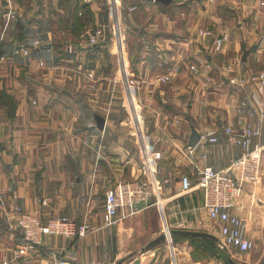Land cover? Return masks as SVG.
<instances>
[{
    "label": "crops",
    "instance_id": "crops-1",
    "mask_svg": "<svg viewBox=\"0 0 264 264\" xmlns=\"http://www.w3.org/2000/svg\"><path fill=\"white\" fill-rule=\"evenodd\" d=\"M121 4L128 35L133 33L128 58L119 62L122 71L109 39L96 46L86 40L92 27L109 21L107 0H0V98L3 93L11 100L0 103V264H53L51 250L76 264H115L130 254L140 258L138 264H224L209 244L197 246L189 237L172 235V241L166 237L143 248L167 228L218 233L203 208V189L183 190L181 177L197 183L199 169L225 168L242 153L241 145L228 140L226 126H261L256 141L264 144L263 112L255 100L257 93L264 102V5ZM200 28L213 34H200ZM223 32L230 38L217 52L213 40ZM127 101L159 164L158 189L149 205L127 216L120 211L116 222L106 224L107 190L140 175L139 129L136 134L128 119ZM97 114L105 117L104 128ZM193 126L201 134L195 146L188 142ZM208 132L219 139L209 141ZM15 206L45 221L59 215L76 224L87 221L88 228L84 234L46 236L16 259L22 237L6 221ZM234 211L248 222L258 248L230 249L231 264H264V183L248 186Z\"/></svg>",
    "mask_w": 264,
    "mask_h": 264
},
{
    "label": "built area",
    "instance_id": "built-area-1",
    "mask_svg": "<svg viewBox=\"0 0 264 264\" xmlns=\"http://www.w3.org/2000/svg\"><path fill=\"white\" fill-rule=\"evenodd\" d=\"M111 3L115 21L118 19L120 21L118 0H111ZM261 4L264 5V0H261ZM10 13L11 11L8 12V16ZM201 33L208 35L213 34V31L202 29ZM114 36L119 54L120 49L124 48L121 41V29L117 28L115 34H113ZM106 37V29L102 25H97L89 30L86 40L89 45L96 46L105 42ZM229 38V34L226 32L216 35L213 40L214 50L217 52L222 50ZM263 41L262 39L261 44ZM37 44L38 41H35L34 45ZM23 49L26 54L30 52L29 47ZM124 74L126 75V72ZM167 78L168 75H164L161 79L167 80ZM126 81L132 94L131 80L128 79ZM259 82H261V85H259L260 93H263L264 72L261 74ZM132 97L135 100L133 94ZM255 98L261 106L260 109L263 112L262 118L264 120V102L260 101L261 98L257 93ZM241 115L239 116L241 117ZM133 122L135 128L139 129L138 134L142 154L140 175L131 179L119 180L112 188L107 190L104 203L106 224L116 222L120 211L123 216H127L132 214L137 206L149 205L152 197L157 194L159 164L151 154L145 133L139 124V118L138 124H136L135 118ZM239 122H242V120L239 119ZM226 132L231 143L239 144L244 148L242 153L232 158L225 168H216L210 164L205 165L199 169L197 183H194L189 175H183L181 178L182 189L189 191L196 185L203 189V208L212 220L217 223V244L221 249L239 248L248 251L254 248L256 242L247 232L248 222L234 211V207L248 186H258L264 183V144L256 141V138L262 133V128L252 122L245 121L241 123L239 128L230 125L226 126ZM206 138L212 142H216L219 139L218 135L212 132H208ZM43 203L46 204L45 201ZM6 221L10 229L15 230L18 228L22 237L14 251L16 259L37 249L46 236H70L77 232L84 234L88 228L87 221L82 224H76V221L67 215L54 216L45 221L39 213L22 210L16 206L7 211ZM169 231L171 238H169L167 231L166 235L168 240L170 241L171 239L172 241V231ZM50 255L53 264H76L68 261L61 251L51 250ZM5 262L7 263L8 260H5ZM126 264L136 263L132 259Z\"/></svg>",
    "mask_w": 264,
    "mask_h": 264
},
{
    "label": "rangeland",
    "instance_id": "rangeland-1",
    "mask_svg": "<svg viewBox=\"0 0 264 264\" xmlns=\"http://www.w3.org/2000/svg\"><path fill=\"white\" fill-rule=\"evenodd\" d=\"M118 3H119V14H120V21H118V20H116L115 21V18H114V13H113V11H112V3H111V0H107V5H108V10H109V21H107V23H105V24H97V25H102L105 29H106V33H107V39H109L110 40V42H111V45H112V48H113V51H116V53L118 54V50H117V46H116V41H115V36L113 37V34H115V31H116V29L118 28L119 30L121 29V31H122V43H123V46H124V48L121 50V52L122 53H119L118 54V56H119V58H117L118 59V64H119V68H118V70L120 69V71H122V68H121V60H122V62H124L125 63V57H126V55H127V58H128V54H129V47H128V45H127V43L130 41V38L132 37V34H130V35H128V31H127V29H126V25H125V14H124V12L122 11V4H121V0H118ZM96 25V24H95ZM95 27V26H94ZM202 29H206V28H200V34H202L201 33V30ZM210 31H212L211 29H209ZM226 33H228V32H226ZM113 37V38H112ZM128 49V50H127ZM185 55H186V53H185ZM121 57V58H120ZM188 59L189 60H192V56H189L188 57ZM120 60V61H119ZM120 62V63H119ZM117 72H119V71H117ZM119 74V73H118ZM121 75H122V72H121ZM118 77H120V76H118ZM169 77V76H168ZM172 77V76H171ZM171 77H170V79H171ZM121 78V77H120ZM169 79V80H170ZM131 80V82H132V79H130ZM162 80V79H161ZM167 80H168V78H167ZM167 80H163V81H167ZM120 81H122L123 82V80H120ZM123 86V85H122ZM123 90H124V92H123V96L126 98V100H127V95H126V90H125V88L123 87ZM134 95H135V101L134 102H138V100H137V96H136V94L134 93ZM129 97V96H128ZM129 104H128V101H127V108H128V110H129V118L128 119H130L131 120V123H132V128L134 129V131L136 130V128H135V125H134V118H133V114H132V109H131V107H129L128 106ZM135 133H136V131H135ZM137 134V133H136ZM150 150L152 151V149L150 148ZM183 176V175H182ZM182 178V177H181ZM214 234H216V235H218V233L217 232H213ZM217 246V248L220 250V252H222V254H224V256L223 257H225V255H227V256H229V255H231V252H230V249H221L219 246H218V244L216 245ZM256 248H258L257 247V245H255V247L254 248H252V249H256ZM251 249V250H252ZM143 252V251H142ZM136 255V254H135ZM134 257H136V256H134ZM222 257V259H220L221 261H223L222 263H225L224 262V258ZM230 257V256H229ZM216 258H218V256H216ZM132 260V259H131ZM134 260V259H133ZM130 261V260H129ZM226 264V263H225Z\"/></svg>",
    "mask_w": 264,
    "mask_h": 264
},
{
    "label": "water",
    "instance_id": "water-1",
    "mask_svg": "<svg viewBox=\"0 0 264 264\" xmlns=\"http://www.w3.org/2000/svg\"><path fill=\"white\" fill-rule=\"evenodd\" d=\"M158 1H161V2H164L166 4L170 3L171 0H158ZM249 53V50L246 49L244 51V54H243V60H246L247 59V55ZM96 118L98 120V125L101 127V128H104V125H105V117L102 116L101 114H97L96 115ZM201 138V134L198 132V130L196 129L195 126L192 127V132L190 134V137H189V144L191 146H195L198 141L200 140ZM176 230H179V231H182V232H186V233H193V234H200V235H210V236H213L217 239V236L215 234H212L210 232H206V231H200V230H186V229H173L172 232L176 231ZM167 235L165 233H162L161 235H159L157 238L153 239L152 241H150L146 247H144L143 249L146 250V249H150L154 246H156L157 244H159L161 241H164L166 239ZM143 250V251H144ZM131 256H133V254H130ZM132 259H134V262L136 264H138L140 262V258L139 257H133ZM115 264H126L125 262H123V259L117 261ZM233 264H236L234 261H233Z\"/></svg>",
    "mask_w": 264,
    "mask_h": 264
},
{
    "label": "trees",
    "instance_id": "trees-1",
    "mask_svg": "<svg viewBox=\"0 0 264 264\" xmlns=\"http://www.w3.org/2000/svg\"><path fill=\"white\" fill-rule=\"evenodd\" d=\"M3 53V44L0 42V56ZM11 102V100L9 98H7V96H5L2 93V96L0 98V103L1 102ZM172 235L175 239H179V238H184V237H189L192 242L196 243L197 246L201 245V244H209L210 248L214 249V253L216 254V256H218V258L222 259V257L224 256V254H222V252H220V250L217 248V239L213 236L210 235H200V234H193V233H186V232H182L179 230H176L174 232H172ZM135 255L131 256V255H127L126 257L122 258L123 262L127 263L129 260H131ZM224 258V262L226 264H231L232 260L230 259L229 256L225 255ZM223 262V261H222ZM224 263V264H225Z\"/></svg>",
    "mask_w": 264,
    "mask_h": 264
},
{
    "label": "bare ground",
    "instance_id": "bare-ground-1",
    "mask_svg": "<svg viewBox=\"0 0 264 264\" xmlns=\"http://www.w3.org/2000/svg\"><path fill=\"white\" fill-rule=\"evenodd\" d=\"M169 230H170V229L167 228L168 236H169V238H171V236H170V231H169ZM171 235H172V233H171Z\"/></svg>",
    "mask_w": 264,
    "mask_h": 264
}]
</instances>
